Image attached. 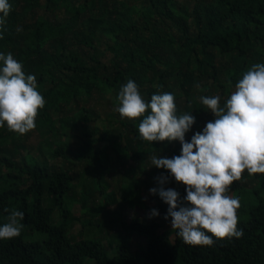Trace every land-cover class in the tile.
Here are the masks:
<instances>
[{
  "label": "trees",
  "instance_id": "obj_1",
  "mask_svg": "<svg viewBox=\"0 0 264 264\" xmlns=\"http://www.w3.org/2000/svg\"><path fill=\"white\" fill-rule=\"evenodd\" d=\"M8 2L11 11L0 53H12L26 74L36 76L45 105L38 111L35 128L42 137L57 138L53 158L65 162L69 160L68 134L88 130L79 153L82 161L92 163L94 174L77 189L69 169L50 167L32 154H18V149L25 148V135L10 131L6 124L0 127V138L11 136L13 147L17 146L0 155V225L12 209L24 213L20 236L0 240V264H82L84 260L93 264H264V173L250 175L247 170L227 193L240 201V238H213L212 246L185 244L177 230L162 228L159 219H164L168 205L158 195L147 204L140 198L136 201L149 213L157 209L158 216L129 225L115 214L117 219L103 223L108 229L118 227L120 252L113 257L99 237L91 238L88 233L90 238L71 239L68 235L77 195L101 196L106 203L99 202V212L119 199L130 204L139 175L168 174L152 166L151 157L180 154L177 141L161 145L142 140L138 132L141 118L122 119L116 111L108 113L113 122L109 121L106 130L89 129L100 118L99 107L115 108L120 87L131 79L146 101L157 91L170 92L178 115L191 111L197 121L208 113L213 120L200 97L219 95L223 105L242 74L251 65L264 63V0ZM95 94L100 103L90 104ZM60 137L67 139L58 141ZM99 142L107 143V150L115 146L118 153L110 156L105 149H97ZM125 158L139 164L129 168L123 163ZM253 178L257 183L249 187ZM113 182L120 188V198ZM145 185L148 188L147 181ZM178 185L174 189L181 197L186 195L185 186ZM99 212L91 214V219L104 215ZM54 214L59 215V223ZM95 225L101 233L102 225L98 221ZM32 232L41 233L42 238H33ZM134 235L144 244L131 251Z\"/></svg>",
  "mask_w": 264,
  "mask_h": 264
},
{
  "label": "clouds",
  "instance_id": "obj_2",
  "mask_svg": "<svg viewBox=\"0 0 264 264\" xmlns=\"http://www.w3.org/2000/svg\"><path fill=\"white\" fill-rule=\"evenodd\" d=\"M10 11L8 0H0V39L7 31ZM0 62V127L6 124L10 131L26 134L36 127L45 99L37 90L36 76L26 74L12 53H0ZM231 83L229 80L228 85ZM116 100L114 110L121 118H141L138 132L142 140L179 141L181 145L179 155L151 157V165L168 174L154 177L157 186L149 189L151 195H158L168 205L164 219L170 218L177 236L192 246H212L213 238H240V201L227 193L245 170L250 175L264 173V63H255L242 74L223 105L219 95L200 97L214 119L190 140L185 134L195 117L191 111L177 114L174 94L157 91L146 101L136 82L129 79L120 87ZM169 177L185 186L186 195L181 197L176 189L165 187ZM158 215L153 208L149 218ZM23 219L22 211L12 209L0 225V240L20 236Z\"/></svg>",
  "mask_w": 264,
  "mask_h": 264
},
{
  "label": "rangeland",
  "instance_id": "obj_3",
  "mask_svg": "<svg viewBox=\"0 0 264 264\" xmlns=\"http://www.w3.org/2000/svg\"><path fill=\"white\" fill-rule=\"evenodd\" d=\"M181 3H188V0H179ZM95 101L99 102V95L95 94L93 99L90 101V104H93ZM100 103V102H99ZM114 106L109 107V109L103 105L102 108L99 107V114L100 118L96 120L95 124L93 125H88V128H92L95 132L99 130L100 132H103L106 130L109 125V121L113 122V120H109L108 113L114 115ZM117 112V111H116ZM118 115V112H117ZM209 114L204 113L199 120L195 121L193 124V133L191 135H188L187 133L185 134V139L190 140L192 135L197 132L201 131L206 124V122L210 121L211 119L208 118ZM124 119V118H122ZM88 132V130H83V132L80 134L77 131H71L68 135L69 137V146H68V157L69 160L65 162L64 160H61V158H53V150L55 148L54 141L57 139L56 137H48L44 136L42 137V133L40 129L34 128L33 130H30L27 132L25 135V140H24V146L25 148L18 149L17 152L18 154L25 156L26 154H32L38 159L47 162V164L50 165V167L56 168L60 166L62 169H69L71 171V176H72V182L74 186H77V189H79L80 185L82 184L83 180L88 183L90 179L92 178V174H94V171L92 170L93 166L91 162H85L82 161L80 158V153L79 149L82 146V140H85L83 134L84 132ZM99 134L94 137V139H98ZM67 139V137H60L58 138L59 140ZM13 138L8 135H4L3 137L0 138V155H3V153L7 151H13L16 149L17 146L13 147L12 144ZM179 143V141H177ZM161 145H164V142H161ZM123 147V144H121ZM107 147V143L99 142L96 144L97 149H105ZM115 146L110 147L108 150L105 149V152L110 155L114 156L117 152V150L114 149ZM128 155V154H127ZM127 167H135L137 163V160L130 159V158H125V161H123ZM63 166V167H62ZM128 173V171H126ZM125 172V173H126ZM147 173L144 176H138V180L134 185V191L135 193L133 194L132 197L133 201H131L130 204L128 203H122L120 199L118 200V203L116 205H107V207L104 209L103 212H99V202L103 198L100 197H94V198H83L77 195L72 203L71 206V216L73 218V223L72 226L69 229V237L71 239H79L83 237L90 238L87 234L89 233L92 237H99L101 239L107 249L108 256L113 257L114 255L118 254L120 252L119 246L117 245L118 243V237L119 235L116 233L118 230V227L115 225H111V227L108 229L103 225L104 222L111 221L117 219L118 215L125 223L127 224H133V223H142L146 219L149 218V212H147L145 209H142L136 201L137 199H143L145 203H149L151 200L152 196L149 193V189L152 187H155L157 182L153 178L147 177ZM146 181L148 183V188H146ZM257 183V180L255 178L251 179L248 182L249 187L254 186ZM112 186L115 188L116 193L118 194V198H120V188H116L115 183H112ZM170 188H176L178 187V183L175 180L169 179V182L165 185ZM129 190L132 189L131 186H128ZM231 195L234 194V192H230ZM146 197V199H145ZM183 197V196H182ZM106 203V200L103 201V204ZM99 212L103 213V216H97L95 219H91V214L94 212ZM116 214V215H115ZM56 222L59 223L60 217L58 214H54ZM95 221H98L102 227L104 228L101 230V233L97 231ZM159 222L162 226L163 229H170L171 224L170 221L165 220V219H159ZM86 223L85 227L84 224ZM86 227H90L86 228ZM108 231H106V230ZM28 231H25L27 233ZM106 232V235H103V233ZM32 237L35 239H40L42 238L41 233L39 232H32L31 233ZM122 234H120V237L122 238ZM83 236V237H82ZM117 239V240H116ZM174 240V236H173ZM108 243H111L110 245ZM141 243L143 241L139 240L137 236H132L131 237V242H130V250L131 251H136L141 247ZM143 246V245H142ZM92 261L89 260H84L82 264H91ZM93 264V263H92Z\"/></svg>",
  "mask_w": 264,
  "mask_h": 264
}]
</instances>
